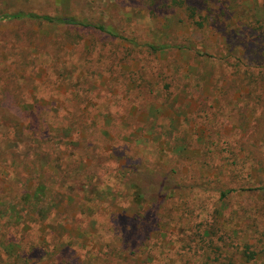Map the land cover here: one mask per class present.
I'll use <instances>...</instances> for the list:
<instances>
[{"label":"rangeland","instance_id":"rangeland-1","mask_svg":"<svg viewBox=\"0 0 264 264\" xmlns=\"http://www.w3.org/2000/svg\"><path fill=\"white\" fill-rule=\"evenodd\" d=\"M17 12L110 34L5 19ZM130 164L184 190L161 208L117 198ZM202 186L210 213L215 187L237 189L210 260L183 242L206 218L187 196ZM10 203L0 242L28 263L240 264L244 241L264 264V0H0V210Z\"/></svg>","mask_w":264,"mask_h":264},{"label":"trees","instance_id":"trees-1","mask_svg":"<svg viewBox=\"0 0 264 264\" xmlns=\"http://www.w3.org/2000/svg\"><path fill=\"white\" fill-rule=\"evenodd\" d=\"M6 20H22V21H36L39 23H46L53 26H63L66 29H72L75 27H81L83 29H93L99 33H108L106 32V29L102 26L90 24L82 21H78L74 18L70 17H52L47 15H36L32 13H23V12H17L11 15H7L5 17ZM151 51H155V48L148 47ZM168 47L161 46L159 50H165ZM68 129H66V133H68ZM37 144L40 143L39 140H35ZM126 176L121 181V186L119 187V191L114 194L115 197L120 198L122 200H125L129 197H134L136 200H149L152 197L158 198V203L154 204V207L163 206V203L169 200L173 197V195H178L181 190H184V188L181 186V184H178L175 182V177L173 173H167L165 176H161L157 173H154L155 171L148 170L146 167L140 166V165H133L130 164L126 169ZM229 188V187H228ZM223 189L218 187H215L214 194L216 197L214 210L210 213L206 208V203L204 202L202 196H205V193H210L209 190L202 187H197L196 191H189L187 192V196L193 204L191 206H194L196 195H200V199H197V207L192 208V215H194V212H197V218L201 217V212L205 213V219H202L198 221L197 224H193L191 227L192 229L189 232L188 237L183 242L185 243V248L187 250L194 249L195 251L200 250L201 258L202 259H209V253L210 249L216 245V241L219 240L220 243H223L220 237L217 238L218 234L220 236H223L225 233H221V227H224V225L219 226V218L218 214L221 212L222 205H225L226 200L229 199V196L233 195L237 189L230 188V189ZM46 189L43 186H36L35 188V194L33 197H31L29 194L23 197L25 200V205L27 208H34L37 205V208H39V198L41 196H45ZM87 186H83L82 189H80L78 192L86 193ZM243 192V191H240ZM245 192V191H244ZM95 190L93 191V194L95 195ZM83 194V195H84ZM206 200L209 201L207 198ZM211 202V201H210ZM219 206V208H218ZM220 209V210H219ZM16 213V204L10 203L8 205H4V208L0 210V234L2 232H11V229L7 228L6 222L9 219L10 216L6 217V214H14ZM182 214H179L177 217V220L182 219ZM2 219L5 221L2 222ZM44 221H47V218H44ZM43 222V221H42ZM12 227L11 225H9ZM13 228V227H12ZM8 230V231H7ZM235 233V230L233 231V234ZM1 240V236H0ZM190 245H194L195 247H191ZM7 247H10V242L8 243L6 241L0 242V264H6V261L9 257H14L17 261H19L21 264H36L28 263L27 260L24 258L23 251H18L17 253H12L9 255V252L7 250ZM217 246V245H216ZM218 248V256H222L221 251ZM221 248V247H220ZM13 249V247L11 248ZM222 253L223 251V247ZM256 247L254 245H251L247 242H240L235 246V251L237 252L239 256V262L240 264H255V256L259 255V252L255 251ZM225 250V249H224ZM228 252V251H227ZM234 254V253H233ZM139 255L142 256L141 250H139ZM210 260V259H209ZM214 259H211L213 261ZM218 260V259H216ZM228 264H233L230 261H228Z\"/></svg>","mask_w":264,"mask_h":264}]
</instances>
